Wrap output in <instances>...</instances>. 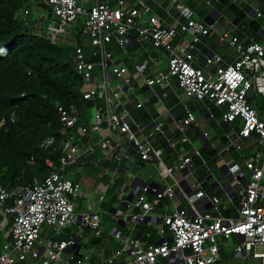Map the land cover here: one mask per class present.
Returning a JSON list of instances; mask_svg holds the SVG:
<instances>
[{
    "label": "built area",
    "instance_id": "obj_1",
    "mask_svg": "<svg viewBox=\"0 0 264 264\" xmlns=\"http://www.w3.org/2000/svg\"><path fill=\"white\" fill-rule=\"evenodd\" d=\"M112 1L44 0L52 12L50 18L46 11L45 21L47 36L53 43L65 41L68 33L76 41L80 31L84 45L79 46L74 42V69L85 84L83 98L94 104L95 112L92 124L88 125L77 107L59 105L61 140L59 148L52 151L60 152L58 169L54 161L48 158L46 164L51 171L44 180L35 179L33 183L16 190L0 187V214L10 222V229L4 234L0 264H20L28 260H39L40 264L89 262V256H78L72 252L77 246V238L59 242L44 241L41 237L45 224L53 227L58 234L79 222L90 228L94 237L102 236L99 214L76 215L71 198L81 196V184L66 177L67 168L84 155L94 153L98 145L104 152L105 160L113 161L119 171L127 151L118 136L133 145L143 161L151 160L153 154L159 157L160 152L155 150L151 142L140 140L138 133L131 128L122 90L115 88L113 83L121 82L126 90L136 94V80L144 79L150 88L163 89L171 84L172 78L177 80L187 98L200 102L210 100L219 108L225 107L222 119L227 124H233L237 119L243 121V128L233 143L238 151L243 148V140L254 134L258 136L263 151L256 152L246 160L244 168L239 164L228 167L229 174L236 177L242 187L240 216L238 219L224 217L221 214V200L207 196L200 184H193L191 190L195 193L192 196L184 194V197L192 208L201 200L204 205H210L212 211H195L192 215L178 201L176 187L179 184L176 180L174 185L164 190L144 186L134 202L135 208L142 209L143 214L118 212L117 217L126 221L130 216V221L142 223L146 214L158 206L162 199L172 200L176 210L163 219L165 228L161 230L162 242L145 246L139 239L123 238L122 233L115 230L114 237L121 242V247L106 264H217L221 260L218 237L229 240L235 235L241 238L240 244L235 247L236 256L250 257L264 264V121L258 110L249 103L251 95L264 97V43L254 40L243 43L235 35L223 34L219 42L233 48L237 59L223 66L224 59L221 56H207L204 67L196 66L197 46L211 35V29L197 18V13L186 0L171 1L177 22L191 38L186 45L178 43L180 32L177 27L162 20L145 0H116L115 8ZM25 15L29 17L32 12L25 11ZM167 15L174 16L173 13ZM252 15L255 18L263 16L259 9L253 11ZM42 17L43 14L37 19ZM65 26L71 27L68 32ZM134 40L148 43L167 54L168 71H159L155 77L147 78V64L135 65V75L132 77L125 66L115 64L113 48L117 47L128 54V48ZM151 59L157 65L156 58ZM207 66H214L215 72ZM98 77H101L102 97H98L96 88ZM99 102L102 104L99 105ZM142 106L137 105L138 108ZM210 117L214 118V114L210 113ZM134 123L141 131V125ZM196 124V116L187 109L186 117L178 124L183 143H191L187 129ZM156 129L162 136L165 135L163 124L157 125ZM102 131L106 135L97 145L90 144L82 148L79 137ZM56 144V137H48L42 141L41 148L51 152ZM195 154L200 157L199 151L195 150ZM193 167L190 157L180 159L176 165L178 171H191ZM169 172L171 175L172 172ZM243 177L246 183L242 182ZM150 193L155 196L153 201L147 197ZM4 226V222L0 223V230ZM167 232L170 233V239L166 236ZM67 251L72 253L64 258ZM126 255L132 257L131 262L118 261V258Z\"/></svg>",
    "mask_w": 264,
    "mask_h": 264
},
{
    "label": "crops",
    "instance_id": "obj_2",
    "mask_svg": "<svg viewBox=\"0 0 264 264\" xmlns=\"http://www.w3.org/2000/svg\"><path fill=\"white\" fill-rule=\"evenodd\" d=\"M145 1L162 20L177 27L180 32L178 37L180 45H186L191 40L176 20L177 16L171 4L172 0ZM186 2L195 10L197 18L205 22L211 29V35L204 38L197 46L196 57L198 60L196 66L204 67L207 56H221L224 59L223 66L232 64L237 59L238 55L233 48L228 44L219 42L218 39L223 34L235 35L243 43H248L251 40L264 43L263 0H229L227 5L226 0H186ZM230 5H234L239 11L245 12V19L239 20L240 18L238 19L236 14L230 10ZM255 5L257 6L254 7ZM112 6L116 7V0L112 1ZM256 9L262 13L261 18H255L252 15ZM169 13H173L174 16H168ZM237 20H239L238 23H236ZM242 21L244 22L243 27H241ZM253 21L258 25V32L250 28ZM256 35L257 37H255ZM86 50L89 51L88 48ZM113 51L114 63L125 66L132 77L135 75V65L147 64L146 75L148 78L155 77L159 71H168L167 54L160 49L153 48L148 43H139L134 40L128 48V54H124L117 47H114ZM130 51H133V54H130ZM122 56H125L128 61ZM152 57L156 58L158 66L149 61ZM128 64H131V67ZM165 64H167L166 70L157 69V72L154 70L155 66L161 68ZM207 67L212 72L216 70L214 66ZM113 85L115 88H122L123 101L126 102L129 111L130 118L128 120H131V128L138 133L140 140L150 141L155 150L160 152V155L156 157L153 154L151 160L143 161L133 145L118 136L127 153L120 170L117 171L115 163L105 160L103 150L97 145L106 135L105 131L79 137L78 140L83 149L90 144L97 146L94 153L84 155L74 165L67 168L66 177L73 182L80 183L82 189L81 196L71 198V201L74 204V211L79 217L86 213L99 214L103 233L100 238H96L90 228L79 222L77 225L64 230L62 234H57L54 231V235L59 239L49 237L48 240L63 242L77 238V246H80L79 254L89 256L87 264H106V261L120 249L121 242L114 237L115 230L120 231L123 238L139 239L145 246L158 244L162 239L161 230L165 228L164 217L173 214L176 210L172 200L162 199L158 206H154L153 210L146 214V219L142 223L130 221L126 223L125 227H122L119 225L121 218L117 217V213L143 214L142 209H136L134 206L142 188L153 184L152 187L164 190L174 185L175 180L179 184L176 187L178 201L191 215L195 211H212V207L208 204L204 205L201 200L195 204V208H192L184 197V194L193 195L191 193L193 184H200L207 196L217 197L221 200V214L224 217L238 219L242 187L238 184L237 178L229 174L228 167L239 164L244 168L246 160H249L256 152L263 151L258 142V136L254 134L251 138L243 140V148L238 151L233 143L243 128V121L241 120L239 124H236V121L233 124H227L222 119L226 110L225 107L210 106L206 104V101L200 102L187 98L184 91L179 88L175 78H172L171 84L163 89L160 87L150 88L145 80H136V94L129 93L121 82L114 81ZM249 103L258 110L261 120L264 121V97L251 95ZM101 104L99 102V105ZM139 104L143 106L138 108L137 105ZM187 109L194 113L197 119V124L187 129L190 144L183 143L182 137L178 133V124L186 117ZM94 112L95 108L90 115V124L93 122ZM210 113L215 114V116L219 113V115L211 118ZM83 119L86 122V119ZM134 121L141 125V131ZM90 124L88 123V125ZM160 124H163L164 136L158 133L156 129V126ZM195 150L200 152V157L195 154ZM188 157L193 160V169L191 171H178L176 165L180 159ZM169 171L172 172L171 175H169ZM241 180L246 183L245 177ZM130 194H133V202L126 208L123 204ZM147 197L150 201L155 199L152 193L148 194ZM116 200H119L121 206L126 209L113 208L110 215H114L112 211L116 210L114 216L118 220V227L123 228L122 230L112 224L113 219L111 222H102L103 207ZM214 214L217 215L215 212ZM166 236L169 239L171 237L168 232ZM229 240L223 238L225 243L223 246L218 243L221 260L217 264L223 261ZM83 242L87 243L85 249L82 246ZM240 242L241 238L237 236L233 246L234 254L235 247ZM72 252L75 253V250ZM72 252H65L64 258H68ZM240 258L248 259L250 257L243 256ZM250 259L252 264H261L260 260ZM118 261L131 262L132 257L126 255L118 258ZM30 262V264H40L39 260H30Z\"/></svg>",
    "mask_w": 264,
    "mask_h": 264
},
{
    "label": "trees",
    "instance_id": "obj_3",
    "mask_svg": "<svg viewBox=\"0 0 264 264\" xmlns=\"http://www.w3.org/2000/svg\"><path fill=\"white\" fill-rule=\"evenodd\" d=\"M33 2L52 17L44 0H0V187L9 190L48 177V158L58 169L60 152L52 151L61 140L59 105L77 107L87 124L95 108L83 98L85 84L74 69V44L53 43L29 24L36 21L29 22L25 15ZM229 8L238 19L245 15L234 5ZM250 28L258 32L255 21ZM75 43L84 45L80 31ZM48 137L57 139L51 152L41 148ZM3 220L0 214V223ZM6 221L0 230V252L10 229Z\"/></svg>",
    "mask_w": 264,
    "mask_h": 264
},
{
    "label": "rangeland",
    "instance_id": "obj_4",
    "mask_svg": "<svg viewBox=\"0 0 264 264\" xmlns=\"http://www.w3.org/2000/svg\"><path fill=\"white\" fill-rule=\"evenodd\" d=\"M79 3H80V1H79ZM256 6L257 5H255L254 7H256ZM29 9L31 10L32 15H33V16L30 15L31 18H30V16L28 17L30 19L29 22H31L33 20H36L34 22V24H33V22L29 23L32 26L33 30L36 31L37 33L48 35V31H47V27H46L47 23L45 24V22H46L45 18H46L48 13L45 10L38 8V5L36 4V2H33ZM42 14H43V17L40 20H38L37 17L42 15ZM79 20H81V16L79 17ZM243 23L244 22L242 21L241 27L244 26ZM70 28H71L70 26H65V29H67V32H68V30ZM67 35H68V37L65 39V41L60 42V43L64 44V45H73L74 42H75V39H74L73 35L70 34V33H68ZM255 37H257V35ZM130 52H131L130 54H133V51H130ZM122 58L125 59V60L127 59L125 56H122ZM127 61H128V59H127ZM127 61H125V63H128ZM149 61L153 63L152 59H150ZM128 66L131 67V64H128ZM157 69L166 70L167 69V64L162 65L161 68L155 66L154 70H156V72H157ZM142 80H144V79H142ZM96 88L99 91L98 97H102V93L103 92H102V88H101V77L97 78ZM121 90H122V88H121ZM121 94L123 95V92ZM206 104L210 105V106H216V104L213 101H210V100L206 101ZM218 115H219V113H217V116ZM235 123L236 124L241 123V119H237ZM262 187L264 188V180L262 181ZM81 192H82V189H81ZM84 206H86V205H84ZM120 207H121V204H120L119 200H116L114 202L112 201L111 203L106 204L103 207V210H102L103 211L102 222L103 223H106L108 221L111 222L112 219H113L114 221L112 222V224L114 226L118 227V220L116 219V217L114 215H110V211L113 208L118 209ZM236 217H238V214H236ZM3 222L5 223L7 221L3 220ZM118 228L121 229V230L123 229L121 227H118ZM63 232H64V230L62 232H60V234H62ZM41 237L43 238L44 241H47L49 237H52L54 239H59V237L54 235V228L50 227L47 224H45L43 226V228H42ZM236 238H237V236H233L231 238V240L228 241V246L225 249L224 259H223V261L220 264H252V260L250 258L244 259V258L236 257V255L233 253V246L235 244L234 241H235ZM218 243L221 246L225 245L222 237L218 238ZM82 246H83V249H85L86 246H87V243L83 242ZM30 263H31L30 260H28L26 262H21L20 264H30Z\"/></svg>",
    "mask_w": 264,
    "mask_h": 264
},
{
    "label": "water",
    "instance_id": "obj_5",
    "mask_svg": "<svg viewBox=\"0 0 264 264\" xmlns=\"http://www.w3.org/2000/svg\"><path fill=\"white\" fill-rule=\"evenodd\" d=\"M263 3H264V0H263ZM245 17H246V15L242 16L239 20H244ZM239 20H237L236 23H238ZM145 185H147V184H145ZM149 186H153V184H150ZM191 193L193 194L194 192L191 190ZM132 202H133V194H130V195L128 196L127 201H126L123 205H124L126 208H128L129 205H130ZM112 212H113L114 215L116 214V210H113ZM127 222H130V216L127 218L126 221L123 220V219H121V220L119 221V225L122 226V227H125ZM238 237H239V236H238ZM77 242H78V240H77ZM161 242H162V240L159 241L158 243H161ZM74 250H75L76 255L81 256V254H79V250H80V246H79V245L76 246Z\"/></svg>",
    "mask_w": 264,
    "mask_h": 264
}]
</instances>
